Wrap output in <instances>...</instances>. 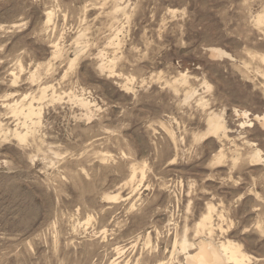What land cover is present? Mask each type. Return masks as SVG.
I'll return each instance as SVG.
<instances>
[{
	"label": "rangeland",
	"instance_id": "obj_1",
	"mask_svg": "<svg viewBox=\"0 0 264 264\" xmlns=\"http://www.w3.org/2000/svg\"><path fill=\"white\" fill-rule=\"evenodd\" d=\"M260 15L264 0H0V264H186L210 206L214 241L264 264ZM30 103L39 117L16 112Z\"/></svg>",
	"mask_w": 264,
	"mask_h": 264
},
{
	"label": "bare ground",
	"instance_id": "obj_2",
	"mask_svg": "<svg viewBox=\"0 0 264 264\" xmlns=\"http://www.w3.org/2000/svg\"><path fill=\"white\" fill-rule=\"evenodd\" d=\"M117 5V4H116ZM117 7V6H116ZM115 7V8H116ZM121 7V6H120ZM124 7V6H122ZM126 7V6H125ZM120 11H123L122 9ZM115 12V11H114ZM263 13V11H262ZM52 18V13L48 12V21L50 22ZM258 19L260 21H264V15H260L258 17ZM258 21V20H257ZM84 36V32L80 33V35H78V39L76 41L81 42V39ZM76 43V42H75ZM114 43V42H113ZM57 44V43H56ZM55 44V55H59L60 54V49L58 44ZM78 47V46H77ZM81 51V50H80ZM210 51V55L214 58H220L223 57L225 55L228 54L227 51L219 48V47H211L209 48ZM79 55H76V57L74 59L71 60V66L75 64V61L78 59ZM106 59V58H105ZM103 60V59H102ZM112 60V59H111ZM104 61V60H103ZM263 61V60H262ZM109 62V61H108ZM112 64V63H111ZM52 65V64H51ZM101 65V64H99ZM109 65V63H108ZM107 66V65H106ZM105 66V67H106ZM111 67V65H110ZM109 67V68H110ZM115 67V66H114ZM69 68V67H68ZM112 68V67H111ZM51 70V69H50ZM104 70V68H103ZM110 70V69H109ZM108 71V70H107ZM113 72V71H112ZM36 74V73H35ZM113 74V73H112ZM33 79L35 77L34 73L32 75ZM185 77V76H184ZM46 90V86L43 88V91L45 92ZM46 93V92H45ZM72 94V93H71ZM43 96V94H42ZM70 97V96H69ZM24 99V98H23ZM36 100V99H35ZM75 100V99H74ZM78 102L81 104V106H84L86 108H90L91 105V101L88 100L87 98H84L83 96L81 97H77ZM19 102V101H18ZM8 104V103H7ZM15 104V103H13ZM21 104V103H20ZM93 104V103H92ZM5 105V104H4ZM23 105V104H22ZM12 107V106H11ZM16 107V106H15ZM21 107V105H20ZM20 107H16V112L18 114H23L26 117H31L33 115H37V117H39L42 113V109L38 108L36 109L33 105V103H30L28 105V107L24 108H20ZM15 111V110H14ZM13 111V112H14ZM235 113L238 116H243L245 118V120L241 123L242 126L246 125L247 126H252L254 123L251 120V118L249 117V113L246 110L240 111L239 109H235ZM212 114V113H211ZM214 114V113H213ZM16 116V115H15ZM222 116V115H221ZM20 117V116H18ZM22 117V116H21ZM255 120L264 128V114L263 115H256L255 116ZM28 122V121H27ZM36 122V121H35ZM209 132L211 134H218L223 131L226 127H225V122L224 119H222L219 115L214 114L209 118ZM26 123V122H25ZM240 124V123H239ZM19 125V124H18ZM2 123H0V130H2ZM228 127V126H227ZM19 128V127H18ZM27 128V127H26ZM9 131V129H7ZM9 133V132H8ZM15 134L16 136L20 139V141H25L27 139V132L26 133H22L21 131L15 130ZM31 134V133H30ZM226 134V133H225ZM217 135V139L218 136ZM226 136V135H225ZM221 138V136H220ZM229 138V137H228ZM220 148V147H219ZM239 155V154H238ZM256 159L261 158V151L258 149L256 151V153L254 154ZM223 151L220 152L219 155V159H222L223 157ZM218 157V155H217ZM251 160V159H250ZM253 160V159H252ZM251 160V162H252ZM217 164V163H216ZM136 171V170H135ZM135 171L133 173H135ZM135 175V174H134ZM136 177V176H134ZM134 179V178H133ZM133 181V180H132ZM118 195H114V194H108L106 196V199L108 200H118ZM212 212H213V207L210 206L209 207V211L207 214H205L203 216V218L200 220V222L198 223L197 226V231L198 232H202L206 229L209 230V234L210 236L208 237H200L197 241H190L187 237L186 234H184L181 242H180V247L181 250L183 252V254H185V259H186V264H248V262L250 261V258L248 257V255L243 251L242 249V245L238 244L235 241L232 240H225V241H219V242H215L214 239L212 238V232H213V224H212ZM214 213V212H213ZM217 213V212H215ZM218 215V214H217ZM218 217V216H217ZM214 227V226H213ZM205 232V231H204ZM203 232V234H204ZM215 232V231H214ZM213 232V234H214ZM207 234V235H209ZM196 237V236H195ZM176 246V245H174ZM175 249V247H174ZM173 249V250H174ZM180 250V251H181ZM179 251V252H180ZM176 252V251H175ZM173 257V256H172ZM172 261V260H170ZM167 263V262H166ZM171 263V262H170ZM169 263V264H170ZM174 263V262H173ZM172 263V264H173ZM180 264H184V263H180Z\"/></svg>",
	"mask_w": 264,
	"mask_h": 264
}]
</instances>
